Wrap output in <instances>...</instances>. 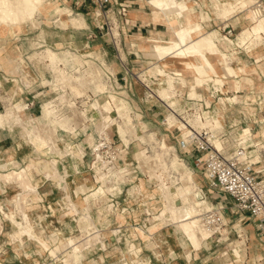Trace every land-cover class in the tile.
<instances>
[{
	"label": "crops",
	"instance_id": "obj_1",
	"mask_svg": "<svg viewBox=\"0 0 264 264\" xmlns=\"http://www.w3.org/2000/svg\"><path fill=\"white\" fill-rule=\"evenodd\" d=\"M56 1L59 4L69 6L74 14L78 16L82 14L86 19L87 26L83 28L72 26L62 28L51 20L53 24L48 26V28L46 27L45 31H51L54 36L51 38L40 37V40H44L42 45L58 50L68 48L77 52L92 49L96 56L101 55V59L105 60L110 72L114 73L119 79V83L115 85L116 88H121L118 94L129 101L133 114L135 116L138 115V119L140 121L143 120L146 124L156 125L164 123L163 117L168 110L167 105L157 95L158 89L154 90L155 94L150 97L148 88H164L168 86L169 76L177 73L173 68H183V62L178 58L169 56L166 58L170 64L169 67L165 68L167 73L150 72L152 65L162 63V59L155 55V53L159 54L153 52L152 46L155 43L153 39L171 37L172 34L167 23L154 20L150 0H119V4L126 5L128 10L127 14L122 16L116 11L118 5L113 6V12L108 16L110 22L112 19L114 20L111 24L112 30H108L104 17L96 16V13L100 10L93 0H80L78 3L76 0ZM206 2H209L208 5ZM199 3H202L203 8L210 14V17L205 21L203 20L204 16L201 7H198ZM198 4L194 3L195 7H197V15L202 14L200 22L203 29L206 32L217 30L221 35V38L217 40L221 51L217 54H210L211 59L217 65L219 76H225L226 65L234 66L239 72L237 75L224 77L226 81L220 86L224 88V92L227 94L222 98L225 103L223 107L216 103V98L209 96L208 88H214V86L197 84V74L194 71L182 70L181 76L174 75L176 77L173 88H177V91L184 96L192 91L191 87L194 85V88L199 89V93L208 96V99L213 101V103L215 102V110L220 114L225 129H228L232 123L238 122L240 124L239 128L248 127L250 132V126L253 131V138L264 142V135L261 133L263 127L259 122L264 114L258 112L257 102L253 106H246L242 102L244 99H258V96L264 93L262 89L264 88V42L255 48L239 45L238 34L246 27L241 16H239L241 12H237L229 18H223L215 13L210 0H200ZM70 14H72V11ZM225 26L227 29H225ZM229 28L232 29V32H228ZM21 40H25L21 45L3 43L2 41L0 43V210H2V213L0 211L2 222L0 225V264H64L61 257L68 255V252H72L73 248L71 249V246L67 247L69 241L66 245L63 243L69 238L71 239V237L75 238L76 242L79 243L83 236H86L82 234L80 221L83 211L89 212L96 221L97 228L92 230L94 232H92V237L100 235L102 238L94 241L89 246L90 248L85 251L86 255L83 259V250L80 251L78 254L79 264H116L114 256L109 258L106 253L109 247L107 240H105L104 231H108L112 225L120 222V217L119 226L123 231H130V224H133L139 215H147L145 209L144 212L143 210L139 211L140 209H136L134 206L147 205L145 202L141 203L139 201V203L138 198L128 195L129 187L122 184L123 191L121 195L113 191L112 194L117 196L115 198L108 196L110 200L114 199L117 205L124 206L122 213H120L121 216L117 212H104L105 214L102 218L100 210L103 207H98V210H96L91 206L92 203L96 205H100V203L92 199V197H95L92 194L94 193L93 190L97 188L98 182L93 174L94 170L91 168L92 157L90 156L89 148H86L84 158L87 163L86 168H82L81 165L78 171L74 169V166H69V192L52 178L46 179L44 174L36 169H32L35 180L39 181L36 189L22 186L17 182H3L1 179L2 174L12 168V166L8 165L11 159L19 160L22 163L20 166H26L30 160L40 157L33 149V146L30 145L35 137L32 135L34 139L31 138V141L28 137V132H23L24 130H22L20 123L36 117L41 119L50 118L46 112L45 102L39 95L46 94L50 97L53 93L57 95L60 92L59 88H45L53 86L52 73L45 68V65H40L28 59V55L33 51L34 47L33 38L23 37ZM226 52L228 59L222 56ZM75 55L73 56L74 58L68 56V58H64L73 62V68L76 66ZM21 56L25 57L24 71L27 72L32 82L30 86L23 83L22 88H14L16 85L14 83L6 84L8 83L6 80L8 76L23 74L18 66ZM242 67H245L244 71H241ZM255 69L257 70L255 71ZM41 71H43L48 80L46 83L43 81ZM180 77H184L186 82L184 83ZM245 77L251 78L252 82L246 81ZM236 79L240 81V87L236 86ZM14 80L17 79H12V81ZM111 82L113 83V81ZM234 95L238 97L239 104H229L227 102L228 98ZM182 96L179 98L182 99ZM250 102L252 101L250 100ZM180 103L183 105L182 100ZM8 112L11 113L10 116L7 115ZM22 114L26 119L22 117ZM50 122L52 124L56 123L52 119ZM57 132L64 139V149L77 147L76 144L81 139L79 133H77L79 137H77L76 133L71 136L73 131L70 130L66 134L68 130L62 126L58 127ZM176 144L179 147L178 141H176ZM193 152H189L190 157L188 156V158L190 159L188 162L195 160L197 153L194 152L193 154ZM127 153L125 152L123 158L129 157L126 156ZM261 161L262 164L256 165L257 168L264 167V157ZM59 165L62 166L61 164ZM124 165L129 166L130 169L133 168L129 162H125ZM61 169L63 170V168ZM83 185H87L89 190L86 192L80 190ZM68 193H70L71 199L76 202L77 210L71 206L70 199L67 196ZM88 195L90 197L86 199ZM245 218L249 220L248 217ZM13 219L23 224L31 225L33 228L35 227L34 229L43 238L46 246L42 245L34 237L29 236V234H23L20 238L14 240L12 235L21 227L15 224ZM251 221V229L257 242V246L254 248L264 253V236L260 235L256 222ZM238 222V224H241L243 220ZM110 230L113 233L114 229ZM235 231L238 232L237 227H235ZM156 232L149 234V236L152 235L154 237ZM152 236L149 237L150 239L144 237L141 242L143 247H141L140 254L143 264H152V262L153 264H228L223 263L222 256L213 253L212 246H204L200 250H195L190 246L191 249L186 248L177 255H174L176 251L173 246L164 245L166 242H163V246L156 244L154 248H147V246L155 245ZM166 236L169 237L167 234ZM251 236V233L250 237L247 235V240L248 238L252 240ZM118 240H122V238L118 237ZM163 248L166 249L162 252L161 249ZM53 250L55 254L52 253ZM250 250L252 251L253 249ZM188 252L191 253L190 258H188ZM230 252L232 254L229 248V251H225L223 255L230 256Z\"/></svg>",
	"mask_w": 264,
	"mask_h": 264
},
{
	"label": "bare ground",
	"instance_id": "obj_2",
	"mask_svg": "<svg viewBox=\"0 0 264 264\" xmlns=\"http://www.w3.org/2000/svg\"><path fill=\"white\" fill-rule=\"evenodd\" d=\"M51 1L52 0H0V37L2 33L1 28L3 26H8L9 29H11L12 35H13V31L16 30V28L20 29L23 26V24L36 18L38 11H40L46 3H49ZM214 1H216V4H217L216 6L220 4L222 5V7H224L226 15L227 14L233 15L237 13L238 9L245 10L246 7L252 6L251 8L252 16L250 17V19H252L253 24L251 27H245L240 32V34L238 35V43L241 46L246 45L249 48H254V44L256 42H259V41L262 42V39H264V31H263L264 29V9L255 5L257 1L255 0H214ZM150 3L156 7L155 9H153L154 20L167 23L172 33L171 37H167V38L161 37L159 39H156V38L153 39V41L155 42L152 46L153 52H157L159 54V57L162 59L161 65L164 67V69L170 66L169 61L166 59L167 57L170 56V57L178 58L182 60L183 68L181 69L177 67L173 68L177 72V73H173L174 75L180 76L182 70L194 71L197 74V77H196L197 84L199 85L208 84L210 86H214V88H209L210 90L214 89L213 91H217L221 89L224 90V88H221L220 86H222L225 83L226 81L225 78L229 76L237 75L239 71L235 69L234 66L232 65H226V69H225L226 71H225V76H224L225 78L219 76L217 65L210 57V54H217L221 51L217 43V40L221 38V35L219 34V32L217 30L206 32L203 29L202 24L200 22V19L202 18V14L200 13L199 15H197L196 7L194 3L191 1L150 0ZM63 11L62 9L58 10L60 14H64L65 11L64 12ZM69 12H71V10H69L68 13ZM49 53L48 55H51L52 60L54 62H57V67H60V65L62 64H65L64 66L69 65V62L66 59L62 58V56H59L57 52L49 51ZM69 54H67L68 57L74 58L73 56ZM86 55L92 56V53L87 52ZM222 56L223 57L225 56L224 58L226 59L229 58L227 52L224 53V55ZM75 57H76L75 59L76 66H74V68H73V65L72 67L70 66L72 68L71 71L74 74H76V72L79 71V69L81 68V65L83 64V63L82 64L80 63L82 58H79V57H81V55H78L76 53ZM48 60L51 61L50 58H48L47 61ZM104 61L105 60H103V64L106 63ZM155 67H160V64H156ZM244 70H245V67H242L241 71H244ZM256 70L257 69H255V71ZM61 72L62 70L61 71L59 70L58 74ZM164 72L165 71H163V73ZM64 74L67 75L65 72ZM67 76H69V74ZM170 76L175 77L173 75H170ZM180 78L182 79V77ZM58 79L59 78L57 77V80L55 79L56 81L52 82L53 83L52 88H56V89L59 88L60 92L57 95H54L55 93H53L52 96L50 97H48L46 94L42 97V98H45L42 100L45 102V105L47 107L46 112L48 113V116L56 123L52 124V122L50 121H42L39 117H36L30 120L31 124L28 125L29 130H27V128L23 125L24 126L23 128L25 129L23 132L25 133L26 131L29 133V135L31 134L35 137L34 139L31 136V138L34 139V142L30 143V145L33 146V149L35 150V152L40 156L39 157L40 160L32 159L29 162H27L26 166L21 167L20 165H22V163L19 160H16L14 158L11 159L8 165L12 166L11 168L12 171L2 174L1 179L3 180V182L4 181L5 182H17L18 184L22 186L32 187L36 189V186L39 184V181L35 180V177L32 173V169H36L38 172H42L46 179L52 178L60 186H62V188H65L68 191V185H69L68 184L69 182L68 180L69 170L68 169L69 168L67 167L74 166V169L79 171L80 170L79 168L81 167V164L83 163L82 168H85L84 158H85L86 153H84V150L82 151L81 149L82 144L84 145V149L89 148V147L93 148L99 136H102L103 134L110 136L112 128L114 127V125H116L113 123L114 120L111 121L113 117L112 118L109 117L110 116L109 114H111L109 109L112 106L109 109L107 108V106H110V104L107 105L104 103V105H106V108H104V105L101 106L102 104L101 98L98 97L94 100V102L91 103V105H89L95 96V90H97V87L94 90L92 88H91L92 90L91 89L89 90L88 88H84V87H89L85 85H87L88 83L94 82V84L96 83L98 84L97 86H99V88H102V89L105 88L104 87L105 81L104 82L102 81V69L99 67V65L96 63L95 60L87 59L86 68L83 74L82 75L80 74L76 80L74 78V82L72 83V85H71V82L68 81V83L70 82L69 84L72 86V88H66L62 84L61 85L65 88H61L60 83H62L63 80L65 79H63L62 77L63 79L62 80L60 77L62 82L61 80L59 81ZM244 79L246 81L252 82L251 78L245 77ZM182 80L186 82L185 78ZM240 85H241L240 81L237 80L236 86L240 87ZM193 86L191 87L192 91H190V96H196L197 94H199V90H197V88H194ZM216 87H220V88H216ZM236 89H240V88H236ZM159 97L166 104H168L169 106L173 108V111L170 113L171 116L167 117V121L171 125L175 124L174 119L177 118L175 112L181 111V108L183 106L180 103V99L178 98L175 100L173 99L169 103L167 101L170 98L168 94L166 96H162V97L159 96ZM79 98H82L81 100L82 105L79 104V101H78ZM228 99L230 101L240 102L238 97L235 95L229 97ZM113 100H114V97H113ZM250 100L252 102H250ZM257 100H258L257 98H251V99H244L242 100V102H244L246 106H253L257 102ZM221 101L224 102V99H221ZM81 106H86V108L84 109ZM10 114L11 113L8 112L7 115L10 116ZM66 115L70 116L71 122L74 125L75 130L72 129V131L74 133H80L81 139H85V140L82 142V144L81 143L76 144L77 147H70V148L67 147L66 149H64L63 148L64 139H62L58 135L57 130L59 126H62V127L64 126L66 127L65 129H68L66 125L67 120L64 119ZM119 116L123 119V124L119 123L118 125V131L121 137L120 139L122 142H124L125 146L129 147V144L132 142L131 140L134 139V136L138 137L139 128L134 123L133 117L131 113L128 112L127 109L121 110ZM70 118L68 119L70 120ZM62 119L65 121H62ZM72 119H74V122ZM75 120L78 123V124L76 123L77 126L75 125ZM220 120H221L220 114L217 111H215L214 115H211L210 118H208L207 121H203V123H200L194 119H191L190 122L193 125H197V126L202 125L203 127L208 126L209 128H211L214 132V137L212 138V141L217 147L220 148L221 141L220 139L219 140L217 139L219 138V135L214 130V124L219 125ZM180 121L182 124L181 129L183 130V135H185L186 134L185 126L187 122L183 120H180ZM259 122L263 127L261 133L264 135V120L261 119L259 120ZM20 124L22 125V123ZM84 125L85 127H87L86 129L89 130V133L87 135H86V131L88 132V130L85 131ZM69 127L71 128V126ZM94 127L97 128L96 134H95L96 130L95 131L93 130ZM242 128L239 129L238 134L236 136L237 144L243 145L246 148L247 153L252 156V160H257L260 155V152H259L260 148L264 147V142H261V141L258 142L252 137L253 131L251 127H250V132H246L248 128L246 129H242ZM141 129L143 128L141 127ZM223 129H224V126L219 128L217 132L223 131ZM150 137L151 139H154V134L150 133ZM250 141L255 142L253 146L255 148H250L251 147ZM75 149H79V150H75ZM254 155H257V156H254ZM136 160L138 161V164H139V167L141 168L142 173L144 175H148L150 179H156V181H158L157 186H160L159 188L160 190H162V193L160 192V199L164 204V209L161 211L162 212L160 213L161 215L159 214L160 215L159 217L161 216L165 217L166 220L171 219L173 223L177 224L176 225L177 230L183 236H185L186 239L187 238L191 239L193 246L195 247L196 250L203 248L205 244L207 246L209 239L212 238V236L218 231L222 232L224 234V237H226L227 230L226 232H224L225 229L222 230V227L224 225L221 226L219 223H216V224L212 223L213 220L210 218V215L207 212L212 210L213 208H211L208 205L206 194H205L206 197L202 196L203 195L202 189L196 192L195 190L191 189L192 187L191 185L187 188L184 187L185 189L182 188V189H178V190L176 189V191H173L171 189V186L168 185L163 180V175H164L163 173L166 170L165 164L167 163L163 160L161 153H157L156 157H154L150 155L148 151L139 149L136 154ZM59 164H61L62 166H60ZM172 165L175 166V168L180 171V174L182 175L184 180L187 179L189 183L190 182L192 183L191 180H193V175H195V173L194 171H191V170L188 171L189 169L183 161H181L178 157H175V159L172 162ZM61 168H63V170ZM127 170H128V167L124 165L120 167L110 166V164L104 158V155L101 152H98V160L94 164V172L96 173L97 182L99 183L104 182V183H107L108 185L111 184L110 186H112L113 184L116 185L117 182L119 183L129 182L130 183L132 180L129 177L123 176V174H125L124 172H126ZM99 176H100V179H99ZM188 181H185V182H188ZM131 184L133 183H130V185ZM101 188L103 189V187H100L99 189L100 192H101ZM128 193L129 195H133L137 193L142 194V191L139 189L138 185H136L132 187ZM67 196L70 199V203L72 204V206L77 209L76 202H74L71 199L70 193H68ZM113 197L115 196L112 194L111 198ZM87 198H89V195L87 196ZM92 199L97 200V197L95 196ZM178 199H182L181 200L183 203L182 205H179L177 203ZM114 204L115 203L113 202L109 203V205L111 206H116V204L115 205ZM114 209L115 211L113 210L111 212L116 213L117 208H114ZM0 211L2 213V210ZM83 215H84L83 220H89V221L91 220L90 219L91 217L88 214L86 215L83 214ZM13 221L15 224L21 227L19 230H17L15 234L12 235L14 240H17L23 234L25 235L29 234V236L34 237L42 245L46 246V243L44 242V240L40 238L36 229H34L35 227L33 228V226L31 225L23 224L17 221L16 219H13ZM223 223L225 224L228 223L226 217L223 218ZM1 224L2 222L0 218V225ZM237 227L241 228L239 229L240 232L243 230L242 224H237ZM117 229H115L114 231L119 232L120 230L119 229L117 230ZM140 229L142 228L140 227ZM178 231H177V236H178V239L181 241V237ZM126 235L127 234H125V236ZM241 236H243V234H241ZM252 239H253V244L257 245L256 237L254 233H252ZM243 240H241L240 238V239L232 240L229 243L230 250L232 251V254L236 257V259H241L242 256L246 257L248 255V245L244 244ZM68 241L69 242L67 243V247L71 246V248H73V253L72 254L68 253L69 258H64V260L68 264H77L76 262H78V254L80 253L82 249L78 251L80 247H77L78 245L74 239L71 238ZM131 243L135 245V243H133L132 241ZM52 253L55 254V251L53 250ZM190 255L191 253H188L189 258H190Z\"/></svg>",
	"mask_w": 264,
	"mask_h": 264
},
{
	"label": "rangeland",
	"instance_id": "obj_3",
	"mask_svg": "<svg viewBox=\"0 0 264 264\" xmlns=\"http://www.w3.org/2000/svg\"><path fill=\"white\" fill-rule=\"evenodd\" d=\"M179 1H181V0H179ZM187 1H190V0H187ZM213 1L214 0H210V4L213 7V10L215 11V13H217L219 16H221L223 18H229L230 16H232L229 14L226 15L224 7H222V5H220V4L218 6H216L217 5L216 1H214V2ZM191 2L194 3V1H191ZM208 3H207V5H208ZM199 4H198V7L199 6L201 7L202 14L204 16L203 20L205 21L210 17V14L208 11H206L203 8V4H201V3H199ZM152 8L155 9L156 7L154 5H152ZM251 8H252V6H248L245 8V10H242V9L237 10V12H241L239 14V16H241V19L243 20V24H246V27H251L253 24L252 19H250V17L252 16ZM59 9H62V11L64 9L65 13L60 14L58 12ZM68 9L72 11V14H70L71 12L68 13V11H69ZM196 9H197V7H196ZM51 20H53V22L55 21L57 23V25L61 26L62 28H66L69 26H72L75 28H83V27L87 26L86 19L82 14H80L78 16L77 14H74L73 10L71 8H69V6H67L66 4H59L56 0H52L51 2L46 3L42 7V9L40 11H38L36 18H34L33 20L23 24V26L20 29L16 28V30L13 31V35H12L11 29H9L8 26H3L1 28L2 33H1V37H0V43L2 41L3 43L8 42L9 44H13V45H18V44L21 45L25 41V40H21V38H23V37L33 38L34 47H33V51L30 52V54L28 55V59L33 60L35 63H38L40 65L44 64L45 68L48 69L52 73V77H53L52 81H54L55 79L57 80V77L59 78L58 80L60 81L63 77V79H65V80L62 79L63 82L61 80V82H62V83H60L61 88H65V87L66 88H72L71 85L74 82V78L76 80L80 74L81 75L83 74V72L86 68V60L87 59L95 60L96 63L99 65V67L102 69V81L103 82L105 81V83H104L105 88H103L104 89V91H103V89L99 88V86H97L98 84L97 83L94 84V82L88 83L89 85L88 84L85 85V86H89V87H84V88H88L89 90L91 88L94 90L97 87V90H95V96L89 105H91V103L94 102V100L96 98L102 97L101 98V102H102L101 106H103L104 103L107 105L110 104V106H107L108 109L112 106L110 108L111 110L109 109V111L111 112V114H109L110 115L109 117H111V118L113 117L111 119V121L114 120L113 123L116 125H114V127L112 128L110 135H111V137H113L114 140L117 141V145L120 146L121 148H124V142L121 141V139H120L121 137H120L119 131H118L119 123L123 124V119L119 116L120 111L123 109H127L128 112L131 113L133 120H134V123L139 128L138 137L134 136V139H132L131 140L132 142L129 144L130 147L126 148V151L122 152L123 155L125 154V152H128L126 154V156H129V157H125L124 161H122V162H129V164H131L133 167L130 175L123 174V176L129 177L132 180L130 183H133V184L130 185L129 182H126V183L117 182L116 185L113 184L112 186H110L111 184L108 185L107 183H104V182H102V183L98 182L97 188L95 190H93L94 193L92 194V195H95L97 197V200L100 203V205H96V204L92 203L91 206L94 207V209H96V210H98V207H103L102 211L100 210V214L102 215L101 216L102 218L106 212L109 213L113 210L115 211L114 208H117L116 212L119 213V216H121L120 213H122V209L124 206L123 205L111 206L113 204L109 205V203H112L111 202L112 200H110L108 198V196H111L112 194H110V193H112L113 191H114V193L121 195V193L123 191L122 190V184H124L125 186H128L129 190L132 187L138 185L139 189L142 191V194L137 193V194H133L130 196L138 198L137 199L138 202L139 201L141 203L145 202L147 205V206H143L140 204V205L134 206V207H136V209L139 208L140 209L139 211L143 210V212H144V209H145V212H147V215H144V214L142 216L139 215L138 218L136 219V221H134L133 224H130V226H131L130 231H123L122 228L119 226V224L121 222V219H120L121 217L119 218L120 222L112 225L110 228V229H114V230L118 228L120 230L119 232L113 231V233L115 232L113 234L110 229L108 231L107 230L104 231L105 238H106L105 240H107L106 242L108 243V247H109L108 251H106L108 257L111 258L112 256H114V260L117 262L116 264H143V261L141 259V254H140L141 247H143V245L141 246V242L143 241L144 237L145 238L147 237V239H150L149 237L152 235L149 236V234L154 233L156 231L157 232L154 235L155 238L152 236L153 237L152 240L155 242V245L151 246V247L147 246V248H154L156 246V244L157 245L160 244L161 246H163V242H166V243H164V245L170 246V247L173 246L174 250L176 251L174 253V255H177L179 252H182V250H185L186 248L191 249L190 246L195 249L191 239H189V238L186 239V237L183 236L177 230V226H176L177 224L173 223V221L171 219H167L168 220L167 221L165 217H162V216L159 217L161 215L160 213H162L161 211L164 209V204L160 199V192L162 193V190H160V188H159L160 186H157L158 181H156V179H150V177H148V175H144L142 173L141 168L139 167L138 161L136 160V154H137L138 150L140 149V150L148 151V153L154 157H156L157 153L162 154L163 160L167 163V164H165L166 166L164 165L166 167L165 168L166 170L163 173L164 174L163 180L168 185L171 186V189L173 191H176V189L177 190L182 189V188L185 189V188L192 185L191 189L195 190L196 192L200 191L201 189L203 190L202 196L203 197L207 196L206 199H207L208 205L211 208H214L213 205H215L218 202H222V204L225 206V208L227 209V213H225V217H226L228 223H226V225H224L222 227V230L225 229L224 232H226V230H227L226 237H224V234L222 232H221L222 235H220V233L218 231L212 236V238L209 239L208 244H207V246L213 247V253L219 254L220 256H222V258L221 257L220 258L223 260V263H228V264H264V253L254 248L257 245L253 244V239L251 240L250 238H248V240H247V235H248V237H250V233L251 234L253 233V231L251 229L252 228V226H251L252 221L250 219L247 220V218H244L243 222L241 223L243 230L240 232L239 229H241V228L237 227V224L239 223L238 222L239 219L235 213L236 208H235L234 199L231 198L230 196L224 194V193H220L219 191L212 189L209 186L208 180L202 171V166L196 165L195 160L192 162H188V160L190 159V158H188V156L190 157V155L185 153L179 147H177L176 141L180 137V134L182 133L177 129V127L182 128L180 118L176 115L177 118L174 119L175 124H172V125L169 124V122L167 121V117L171 116V114H170L171 112H169V110H167L164 117H163L164 123H162V124L153 125V124H146L145 122H143V120L140 121V119H138L139 118L138 115L135 116L133 114V109H132L129 101L126 98H124L122 95L117 94L112 89V88H116V86H115L116 84H115V82H113V83L110 82L107 78L109 67H108L107 63L103 64V59H101L99 56H96L95 53L92 51V49L82 50V51L77 52V51H73V50L68 49V48H63L61 50H58V49H54L50 46H43L42 45L44 43L43 42L44 40H40L39 39L40 37L41 38H43V37L44 38H46V37L51 38L52 36H54L51 31H45L46 27L48 28V26L53 24ZM75 21H76V23H75ZM72 24H74V25H72ZM263 31H264V29H263ZM263 40L264 39H262V42L259 41L260 43L256 42L254 44V48L261 45L264 42ZM49 51L57 52L59 56H62V58L67 57V54H69V53H70L69 55L74 56L75 55L74 52H75L78 55H81V57H79V58H82L80 63L81 64L83 63L82 64L83 66L81 65V68L79 69L78 72H76V74H74L71 71V69H72L71 67H72V65H74L72 61H68L69 62L68 66H64L65 64H62V65H60L61 68L57 67V62H54L51 58V55H48ZM87 52L92 53V56H87L86 55ZM155 55L159 57V55H157L156 53H155ZM48 58H50L51 61H49V60L47 61ZM83 59H85V60H83ZM24 64H26L25 63V57L21 56L19 61H18V66L20 67V71L23 72V74H19V75L12 76V77L8 76V79L6 80V82H8V83H6V84H13L14 83L16 85V87H14V88H22L21 86H23V83L30 86L32 80L28 77L27 72L24 71ZM156 64H158V63H156ZM155 66L156 65H152L150 72H158L159 71L160 73H163V71H165L163 74L167 73V70L164 69V67L161 64H160V67H155ZM59 70L60 71L62 70V72L58 74ZM103 70H105V71H103ZM41 72L43 74V71H41ZM64 72L67 75L69 74V76L72 75L73 78H72V76L69 77V76L65 75ZM42 77H43V81L46 83L48 81L46 76L43 74ZM60 77H61V79H60ZM64 77H66V78H64ZM175 77L169 76V80L167 81L168 88H167V86L164 88H152L153 91L158 89V92L156 91L158 96L162 97V96H166L168 94L170 96L169 100H167L169 103L173 99L174 100L177 98L180 99L178 96L177 88H173L174 87L173 83H174ZM12 79H17V80L12 81ZM72 79H73V81H72ZM182 79H184V77H182ZM68 81L71 82V85L69 84L70 82L68 83ZM95 82H97V81H95ZM183 82H184V80H183ZM64 83H66V84H64ZM61 84L65 87H63ZM68 85H69V87H68ZM6 88H8V87L6 86ZM45 88H52V86H48ZM163 89H164L165 93H164ZM262 89L264 90V88H262ZM197 90H199V89L197 88ZM212 90H214V89H212ZM44 95L45 94H40L39 97H41V99H45V98H42ZM113 97H114V100H113ZM258 102H259V100H257V104H258ZM72 106H73V104H72ZM81 107L84 109L86 108V106H81ZM179 107H181V106H179ZM104 108H106V105H104ZM67 115L64 117V119L67 120L66 125H67L68 129H66V130H70V131H72V129L75 130L74 125L71 122L70 116H67ZM22 117H24L23 114H22ZM68 118H70V120ZM263 118H264V115L261 116L262 120H264ZM31 119L26 120V121H22L21 122L22 128L25 126L27 128V130H29L28 125L31 124V121H30ZM41 120L42 121H50L51 118H46V119H41ZM72 120L74 122V119H72ZM62 121H65V120L62 119ZM25 122H26V124H25ZM89 122H91V121H89ZM89 122H87V123H89ZM76 123L77 122L75 120V125H76ZM69 126H71V128ZM84 127H85V125H84ZM141 127L143 129H141ZM221 127H223V123L221 120H220L219 125L214 124V130L217 134H218L217 131ZM65 128L66 127H64V129ZM86 128L87 127H85V131L88 130ZM246 128H248V127H246ZM246 128H242V129H246ZM249 128H250V126H249ZM239 129H237L233 133V136H235V138L238 134ZM22 130H25V129L23 128ZM93 130L94 131L96 130V132H95V134H96L97 128L94 127ZM31 132H32V130H31ZM246 132H249V129ZM25 133H27V132L25 131ZM68 133H69V131L66 132V134H68ZM88 133H89V130H88V132L86 131V135ZM150 133L154 134V139H151ZM72 134H75V133L74 132L71 133V136H72ZM79 134H77V137H79ZM31 136L32 135L31 134L29 135V133H28V137L30 139H31ZM217 139L219 140V138H217ZM84 140L85 139H80L78 141V143L82 144V142ZM31 141H32V139H31ZM256 141L259 142L260 139H257ZM33 142L34 141H32V143ZM254 143H255L254 141H250V144H251L250 148H255V147H253ZM81 147H82L81 148L82 151L84 150V153H86V148L84 149L83 144ZM75 150H79V149H75ZM193 151L195 152V150H193ZM254 151H255V149H254ZM194 152H193V154H194ZM260 154H261V152H260ZM90 156H91V154H90ZM254 156H257V155H254ZM175 157H178L181 161H183L185 163V165L189 169L188 171H190V170L194 171L195 175H193V180H191L192 183L191 182L189 183V181L186 178H185L186 180H184L182 175L180 174V171L178 169H176L175 166L172 165V162L175 159ZM86 159H87V157H86ZM92 159H93V157H92ZM38 160H40V159L38 158ZM191 160H193V159H191ZM92 161H91V163H92ZM81 165H83V163ZM86 165H87V163L85 162L84 163L85 168H86ZM127 167H128V169H130L129 166H127ZM67 168H69V166ZM91 168L93 169L92 164H91ZM9 171H12V169H9ZM9 171H7V172H9ZM93 174L95 175V172H93ZM186 176H188V175H186ZM165 177H166V179H165ZM99 179H100V176H99ZM185 181H188V182H185ZM100 187H103V189L101 188V192L99 191ZM80 190H82L83 192H86L89 190V188L87 185H83L80 187ZM205 194H206V196H205ZM128 195H129V193H128ZM114 196H117V195H114ZM89 197H90V195H89ZM86 199H87V196H86ZM181 200L182 199H178L177 203L179 205L183 204ZM71 206H72V204H71ZM110 209H112V210H110ZM83 214H85V215L88 214L91 217L90 221H92L93 223L90 222L89 220H83V216H84ZM154 218H156V219H154ZM152 219H154V220H152ZM80 221H81L82 234H84L86 236H83L82 240L79 243L76 242L78 245V246L77 245L76 246L80 247V249L78 251H80L81 249L83 250V254H84V256L82 257V259H83L86 255L85 251H87L90 248L89 246H91V244L94 241L100 240L102 237H100V235H95V237H92V232H93L92 230L97 228V225H96V221L92 218V216L89 214V212L86 213L85 211H83ZM106 223H108V222L106 221ZM139 226L142 229H140ZM235 227H237L238 232L235 231ZM145 228H146V230H145ZM177 231L181 237V241L178 239ZM238 233H240L239 234L240 237L238 236ZM244 233L246 234V236ZM125 234H127L128 236L127 235L125 236ZM166 234L169 237H167ZM241 234H243V236H241ZM117 235H119V236H117ZM39 236H40V234H39ZM118 237H121L122 240H118ZM40 238H42V237L40 236ZM71 238L76 241L75 238H73V237H71ZM240 238H241V240L244 239L243 240L244 244L248 245V255L246 257L242 256L241 259H236V257L233 254H231V252H230V256H224L223 255L224 252L229 251V248H230L229 243L232 240H236V239H240ZM251 238H252V236H251ZM68 240L65 243H63V241H62V243L64 245H66ZM131 241L133 243H135V245L132 244ZM204 246H206V244ZM129 249H131V250H129ZM165 249L166 248H163V249H161V251L163 252ZM250 249H253V250L251 251ZM71 251L72 252H68V253L72 254L73 250H71ZM68 255L66 254V256L61 257L64 264H68L64 260V258H69ZM148 260H149V258H148ZM76 263L79 264V262H76ZM152 264H153V262H152Z\"/></svg>",
	"mask_w": 264,
	"mask_h": 264
},
{
	"label": "built area",
	"instance_id": "obj_4",
	"mask_svg": "<svg viewBox=\"0 0 264 264\" xmlns=\"http://www.w3.org/2000/svg\"><path fill=\"white\" fill-rule=\"evenodd\" d=\"M80 0H76L78 3ZM99 7V12L96 13L97 17H104L106 19V24L108 30H112V21L110 22L108 16L112 14V8L114 5H118L116 11L118 14L125 16L127 14L128 7L124 4H119V0H93ZM198 4L200 0H190ZM255 5L264 9V0H256ZM114 25V24H113ZM225 29L226 26H225ZM228 32H232L229 28ZM108 80L111 82L118 83L119 79L114 75V73L108 71ZM117 94L121 88H112ZM150 91V97H152L155 92L152 88H148ZM209 96L216 98V103H219L222 107L225 105L221 99L227 94L224 90H208ZM178 96H182L178 92ZM183 98L180 99L183 102L181 111L175 112L176 115L187 122L185 129L186 134L183 135V130L180 127L177 129L182 132L178 138V146L185 153L195 150L197 156L195 158L196 165L202 166V171L208 180L209 186L224 193L235 201L236 215L239 220H244L248 217L250 220L256 222L257 227L260 231V235L264 236V167L257 168L256 165L262 164V158L264 157V147L260 148L259 159L252 160V156L247 153L246 148L243 145L237 144V139L233 136V133L239 129V123H232L228 129H223V131L218 132L219 139L221 141V147H217L212 138L214 137V132L208 126L193 125L190 120L194 119L200 123L207 121L208 118L216 111L213 101L208 99V96H204L199 93L196 96H190V93H186ZM228 98V97H226ZM82 98H79V104L82 105ZM258 112L264 113V93L258 96ZM163 101V100H162ZM164 102V101H163ZM229 104H239L237 101H229ZM165 103V102H164ZM166 104V103H165ZM167 108L169 112L173 111V108L168 104ZM253 137V135H252ZM128 148L124 145L121 148L117 145V141L111 137V135L99 136L96 144L93 148L89 147L90 154L93 157L92 166L94 169V164L98 160V152L104 155V158L110 164V166H122L125 162L122 152ZM133 169V168H132ZM132 169L124 172L125 174H131ZM95 178L96 173H95ZM156 185V184H155ZM115 198V197H113ZM115 203V200L112 199ZM116 204V203H115ZM114 204V205H115ZM117 206V204H116ZM210 218L213 220L212 223H219L221 226L226 225L223 223V218L227 209L222 204L218 202L215 204L214 208L208 211ZM220 235L221 232H219ZM238 236L240 237L239 233Z\"/></svg>",
	"mask_w": 264,
	"mask_h": 264
}]
</instances>
